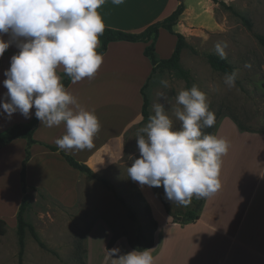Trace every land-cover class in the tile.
<instances>
[{
    "label": "crops",
    "instance_id": "obj_1",
    "mask_svg": "<svg viewBox=\"0 0 264 264\" xmlns=\"http://www.w3.org/2000/svg\"><path fill=\"white\" fill-rule=\"evenodd\" d=\"M187 1L183 0L184 10L173 26V30L181 33L187 43L190 34L198 35L201 31L223 27L222 20L215 14L217 9H221L217 2L195 0L190 4ZM177 4L178 0H125L123 5L117 6L107 0L98 11L106 27L136 32L170 14ZM4 39L7 40L8 36L5 35ZM175 41V35L160 28L155 42L158 57L167 58ZM145 46L146 43L140 41H111L94 78H85L75 84L70 80L66 88L77 97L81 106L95 110L101 130L90 150H51L46 145L57 147L55 140L65 134V125L48 128L38 120L32 134L36 142L29 146V156L25 161L26 192L28 189H40L63 205L77 202L85 175L66 162L60 153L62 151L87 165L112 186L126 174L123 179L126 178L150 205L143 191L147 186H141L127 176V167L139 158V150L128 155L126 152V137H136L137 130L145 123L140 89L147 79L149 81V76L151 78L155 74L152 73L151 62L143 54ZM18 51L13 44L0 57V101L7 93L3 85L6 79L4 72L10 68L11 57ZM62 72V68L58 69L59 75ZM30 112V118L19 112L8 117L0 108V133L12 124L29 123L35 108ZM223 120L218 121L219 127L215 128L213 135L218 136ZM229 124L225 121L221 129L223 138L230 143V150L223 157L222 187L214 196L203 198L196 219H175L148 186L163 211V216L158 217L150 205L151 215L157 223L153 244L148 247L153 249L154 264H264V132L246 131L233 122ZM235 142H239V146ZM25 149L24 138H15L0 148L4 167L7 158L15 152L16 179H19ZM16 186L13 203L19 205L25 194L19 180ZM120 240L117 238L112 246H106V254L98 259L97 264H114L107 255ZM126 248L124 253L134 250L127 244Z\"/></svg>",
    "mask_w": 264,
    "mask_h": 264
},
{
    "label": "clouds",
    "instance_id": "obj_2",
    "mask_svg": "<svg viewBox=\"0 0 264 264\" xmlns=\"http://www.w3.org/2000/svg\"><path fill=\"white\" fill-rule=\"evenodd\" d=\"M105 3L107 0H0V57L13 44L19 49L4 72L7 93L0 108L8 117L19 112L25 118L35 108V117L48 128L63 123L66 132L55 140L62 151L92 149L101 130L95 110L80 105L62 83L58 69L73 84L95 77L103 63V54L97 49L106 26L98 10ZM111 3L119 6L125 0ZM228 47L227 41L214 45L221 60L227 59ZM244 67L252 65L245 63ZM238 72L224 74L229 89L236 86ZM160 83L169 88L167 80ZM157 95L163 103L151 105L152 114L137 131L140 155L127 167V176L141 186H163L165 198L182 206L189 205L194 196H214L222 187L221 168L230 143L203 131L216 123L206 93L196 84L179 90L172 116L166 110L168 96L164 92ZM119 253L118 247L108 251L112 259ZM113 261L154 264L153 249H134Z\"/></svg>",
    "mask_w": 264,
    "mask_h": 264
},
{
    "label": "rangeland",
    "instance_id": "obj_3",
    "mask_svg": "<svg viewBox=\"0 0 264 264\" xmlns=\"http://www.w3.org/2000/svg\"><path fill=\"white\" fill-rule=\"evenodd\" d=\"M194 2L195 0L187 1L190 4ZM224 3L247 16L252 22V31L247 30L230 10L222 7L217 9L215 14L222 20L223 27L219 30L201 31L198 35L190 34L188 46L181 53L180 63L189 71V83L186 84L173 71L162 70L151 76L145 88L149 99V113L152 114L153 103H163L157 94L164 92L168 96L166 110L172 116L178 91L191 88L193 84L198 85L206 93L210 110L216 117L215 125L203 131L211 134V131L219 127L218 121L224 119L219 137L224 136L221 129L225 121L228 124L235 123L232 117L253 130L264 127V46L252 34L255 32L264 36V0H225ZM218 41L228 42L229 47L225 50L227 60L235 70H239L236 86L231 89L224 84V74L213 70L206 61V54L215 53L214 45ZM245 63H251L252 67L245 68ZM161 80H167L169 88H164ZM172 118L179 127V122L175 121L174 116ZM146 123L147 121L141 127ZM226 132L225 130L224 134ZM235 143L239 146V142ZM135 150H138L136 137H126L127 155ZM11 155L5 161V167L0 155V219L3 220L0 223V264H81V261L97 264L98 259L105 256L106 246L114 243L115 240L108 244L112 234L120 235L118 238L121 240L117 242V247L120 249L118 255H122L125 254L124 249H127L126 244L129 245L126 235L133 236L138 225L143 231H147L150 205L154 215L163 216L161 206L150 188H143L150 202L148 210L143 202L145 198H142L140 192L126 178L123 179L126 174L120 181L113 182L112 190L101 183V175L96 174L93 178L84 174L79 199L71 205L61 204L43 190L28 189L24 195L27 201L24 217L34 226L46 248L40 247L26 232L24 253L19 261L15 229L18 204L13 203L19 179L15 177V152ZM151 189L164 200L173 216L182 215L199 200L194 196L189 205L182 206L165 198L163 186ZM116 196L124 198L126 206L135 211V220L128 218L125 205ZM123 233L126 235H122ZM79 251L81 259L76 256ZM118 255L113 259L118 258ZM107 259L112 258L107 255Z\"/></svg>",
    "mask_w": 264,
    "mask_h": 264
},
{
    "label": "trees",
    "instance_id": "obj_4",
    "mask_svg": "<svg viewBox=\"0 0 264 264\" xmlns=\"http://www.w3.org/2000/svg\"><path fill=\"white\" fill-rule=\"evenodd\" d=\"M218 4L220 7L230 10L234 15H236L240 19L241 23L246 27L247 30L252 31V22L247 16L241 13H238L237 11H234L230 6L225 5L223 1H219ZM183 10H184L183 0H178V4L176 8L170 14L163 17L162 19L156 20L148 24L142 30L136 31V32L123 31L120 29L105 27L104 34L99 37L101 44L99 48L97 49V51L103 54L107 48V44L111 41L124 40V41H131V42H138V41L145 42L146 46L144 47L143 54L149 59V61L152 64V73L157 72V71H162V70L173 71L176 76L181 77L182 79H184L185 83L188 84L189 83V71L187 69H184L180 63L181 52L183 48L188 46V43L186 42L185 37L181 33L175 32L173 30V26L177 23L178 18L180 14L183 12ZM160 28L167 30L170 34H173L176 37L174 48L171 54L167 58H159L155 51V42L157 40ZM252 34L257 39V41L261 45L264 46V36L262 34L255 33V32H252ZM206 61L213 70H216L223 74H225L226 72L231 73L233 70H235L234 66L227 59L221 60L219 56L213 52H209L206 54ZM60 76H61L62 83L65 85V87H67L68 83L70 82V78L63 72L60 74ZM149 79H150V76H149ZM147 84H148V79L140 89V92L143 97V104H142L141 112L143 115L144 122L148 120V117L150 115L148 111L149 99L145 93V88ZM232 119L235 121L237 126L242 130L264 132V127L258 130H253V129L243 126L239 121L236 120V118L232 117ZM37 122H38V119L35 117V112H34L29 123L12 124L6 130L0 133V148L8 144L15 138H24L26 140V149H25L26 155H25V158L22 160L21 169L19 171V181L21 183V189L24 192V194L26 192L25 161L27 160L29 156V150H28L29 146L36 142L35 139H33L32 134H33V130L35 129L37 125ZM213 132L214 131H211V134H213ZM46 146L51 150H57V147L55 146H52V145H46ZM60 153L71 167L77 169L81 173H84L88 177L94 178L97 176L94 172L91 171L89 167H87V165L77 161L73 156L67 153H64L62 151H60ZM100 181L107 189L112 190V185L107 179L100 178ZM116 197L123 205H125L127 209L128 218L131 220H135L136 219L135 211L131 209L130 207L126 206L124 198L119 197V196H116ZM158 198L164 204L166 211L170 213L169 208L167 207L164 200L160 196H158ZM192 200H194V198ZM143 202L145 204V207L149 210L148 203L145 200H143ZM202 203H203V198L195 202V205L192 208L185 210L182 213V215L173 216L171 213L170 214L175 219H178V220H183V221L194 220L198 217V212H199V209ZM26 207H27V201L24 196L20 204L18 205L16 215H15V219H16L15 229H16L17 245H18L17 255H18L19 261H21L23 253H24L26 232L30 234V236L34 239V241L40 247L46 248V245L41 241L34 226L30 222H28L24 217ZM0 223H3V220L0 219ZM156 226H157L156 221L152 218L151 214H149L148 220H147V231H143L142 227L138 225L137 231L133 236H129L124 233L122 235H126L128 244L132 249L143 250L145 248L152 246L153 233L156 229ZM119 236L120 235L118 234H112L108 244L109 245L112 244L113 241L116 240ZM80 254H81V251H79L76 255L78 259H81ZM81 264H86V263L84 261H81Z\"/></svg>",
    "mask_w": 264,
    "mask_h": 264
},
{
    "label": "built area",
    "instance_id": "obj_5",
    "mask_svg": "<svg viewBox=\"0 0 264 264\" xmlns=\"http://www.w3.org/2000/svg\"><path fill=\"white\" fill-rule=\"evenodd\" d=\"M217 3L219 2V1H224L225 2V0H215Z\"/></svg>",
    "mask_w": 264,
    "mask_h": 264
}]
</instances>
